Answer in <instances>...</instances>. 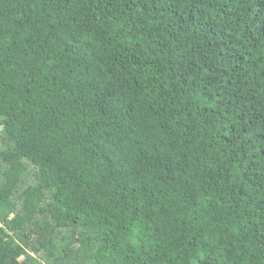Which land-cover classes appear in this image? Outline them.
I'll list each match as a JSON object with an SVG mask.
<instances>
[{
  "label": "trees",
  "instance_id": "16d2710c",
  "mask_svg": "<svg viewBox=\"0 0 264 264\" xmlns=\"http://www.w3.org/2000/svg\"><path fill=\"white\" fill-rule=\"evenodd\" d=\"M0 264H264V0H0Z\"/></svg>",
  "mask_w": 264,
  "mask_h": 264
},
{
  "label": "rangeland",
  "instance_id": "374dc122",
  "mask_svg": "<svg viewBox=\"0 0 264 264\" xmlns=\"http://www.w3.org/2000/svg\"><path fill=\"white\" fill-rule=\"evenodd\" d=\"M2 140H3V132H2V127L0 126V146H2ZM32 256L36 260V264H44L40 255H32Z\"/></svg>",
  "mask_w": 264,
  "mask_h": 264
}]
</instances>
